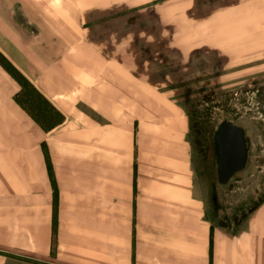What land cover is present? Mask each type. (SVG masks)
Wrapping results in <instances>:
<instances>
[{
    "label": "crops",
    "instance_id": "1",
    "mask_svg": "<svg viewBox=\"0 0 264 264\" xmlns=\"http://www.w3.org/2000/svg\"><path fill=\"white\" fill-rule=\"evenodd\" d=\"M152 3L0 0V55L59 117L37 120L0 61V264H264V194L227 206L240 186L210 182L191 96L147 58L137 67L157 34L136 31L134 12ZM160 5L176 26L159 38L179 51V0ZM205 16L192 19L195 47L264 70V0Z\"/></svg>",
    "mask_w": 264,
    "mask_h": 264
},
{
    "label": "rangeland",
    "instance_id": "2",
    "mask_svg": "<svg viewBox=\"0 0 264 264\" xmlns=\"http://www.w3.org/2000/svg\"><path fill=\"white\" fill-rule=\"evenodd\" d=\"M160 2L161 0H153L151 7L135 9L136 31L142 32L145 26H149V31L157 34L156 38L150 40L155 53L137 55V67L140 63L145 65L144 58H147L146 68L151 65L152 73L155 72L157 79L168 78L171 83L178 80L180 94L191 96L188 107L192 112L193 125L200 130L203 139L201 143L208 154L209 180H212L210 182L216 187L218 172L214 129L223 120H231L245 128L251 143L250 161L246 170L233 178V182L240 186L237 195L232 194V197L226 200L227 206L239 208L244 198H251L256 192L264 194V70H256L254 66L243 63L244 57L241 60L236 56L235 60H231V57L223 52L224 46L208 47L202 40L199 43L200 48H197L198 44H195L196 47L193 45V17L197 19L200 16L202 20L208 11H215L217 15L223 16L225 0H214L215 6L211 7L207 5L208 0H201L203 5L199 9L184 7L183 0H179V51H176L175 38H159L161 26L163 28L167 25L168 30L172 32H175L176 26L175 22L160 23L158 16L165 14ZM176 10L177 8L171 7L168 12L171 11L175 16ZM144 16L151 17L152 20L145 24ZM145 41L148 44V40ZM145 41L138 38L137 48ZM261 57L264 59V55ZM19 80L22 85L19 99L25 108L45 127L56 123L59 117L41 93L28 81L22 78ZM253 200L251 204L256 202Z\"/></svg>",
    "mask_w": 264,
    "mask_h": 264
},
{
    "label": "water",
    "instance_id": "3",
    "mask_svg": "<svg viewBox=\"0 0 264 264\" xmlns=\"http://www.w3.org/2000/svg\"><path fill=\"white\" fill-rule=\"evenodd\" d=\"M218 180L226 185L246 169L250 138L241 125L231 120L221 121L214 129Z\"/></svg>",
    "mask_w": 264,
    "mask_h": 264
},
{
    "label": "trees",
    "instance_id": "4",
    "mask_svg": "<svg viewBox=\"0 0 264 264\" xmlns=\"http://www.w3.org/2000/svg\"><path fill=\"white\" fill-rule=\"evenodd\" d=\"M0 61L5 65V67L18 79L22 78L25 80V78H23V76L15 69L13 68L10 64L6 63V61L2 58V56L0 55Z\"/></svg>",
    "mask_w": 264,
    "mask_h": 264
},
{
    "label": "flooded vegetation",
    "instance_id": "5",
    "mask_svg": "<svg viewBox=\"0 0 264 264\" xmlns=\"http://www.w3.org/2000/svg\"><path fill=\"white\" fill-rule=\"evenodd\" d=\"M233 178H234V177H233ZM218 184H219V185H222L221 183H219V180H218Z\"/></svg>",
    "mask_w": 264,
    "mask_h": 264
}]
</instances>
